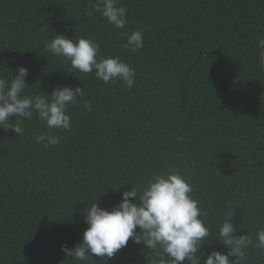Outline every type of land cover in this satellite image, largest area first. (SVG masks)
Masks as SVG:
<instances>
[{"label":"trees","instance_id":"16d2710c","mask_svg":"<svg viewBox=\"0 0 264 264\" xmlns=\"http://www.w3.org/2000/svg\"><path fill=\"white\" fill-rule=\"evenodd\" d=\"M94 2L0 0V75L26 67L27 95L64 85L84 92L67 109L71 130H49L35 116L20 120L21 135L0 129V264H159L131 240L106 261L61 250L81 241L88 201L111 209L155 173L178 172L193 189L211 233L200 264L214 249L228 251L218 240L226 212L233 235L255 242L264 228V0H119L128 10L122 29ZM135 29L143 47L127 51ZM57 34L99 43L98 59L128 63L134 85L72 68L46 48ZM39 133L61 143L45 149L34 141ZM245 254L244 264H264L255 247Z\"/></svg>","mask_w":264,"mask_h":264},{"label":"clouds","instance_id":"9594fccd","mask_svg":"<svg viewBox=\"0 0 264 264\" xmlns=\"http://www.w3.org/2000/svg\"><path fill=\"white\" fill-rule=\"evenodd\" d=\"M94 12H99L113 27L122 29L128 23L127 8L119 6V0H95L90 3ZM143 29L126 34L127 51L137 52L143 47ZM259 63L264 67V39L257 41ZM46 48L55 56L70 61L71 67L82 72L95 71L104 83L119 79L131 88L135 83V69L119 57L106 56L98 59L99 43L85 37L78 40L57 34ZM10 70V69H9ZM70 73V72H69ZM28 69L18 66L13 75H0V129H11L23 134L21 119L31 120L35 116L49 130H71V117L67 112L70 104L84 95L83 88L64 85L53 87L47 95H27L26 78ZM44 92V91H43ZM88 110L91 105L85 102ZM10 117L16 118L15 122ZM34 141L43 148L61 143V138L45 133L34 134ZM193 189L178 172L155 173L143 188L130 187L122 193L121 200L111 209L101 207L97 202L88 201L84 212L87 228L82 239L74 247L62 246L67 257L77 261H88L93 256L111 259L121 249L134 244H143L159 257V264H200L198 251L210 237L209 228L201 219L203 213L199 202L190 194ZM130 198H135V201ZM232 214L225 213L219 227V241L228 251L213 250L203 258V264H244L249 246L264 255V228L251 235L234 236L238 231L232 222ZM235 259H230V257Z\"/></svg>","mask_w":264,"mask_h":264}]
</instances>
